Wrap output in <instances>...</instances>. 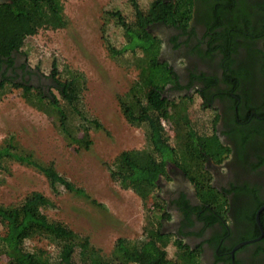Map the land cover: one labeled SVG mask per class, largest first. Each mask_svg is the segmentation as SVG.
Instances as JSON below:
<instances>
[{
    "label": "rangeland",
    "instance_id": "obj_1",
    "mask_svg": "<svg viewBox=\"0 0 264 264\" xmlns=\"http://www.w3.org/2000/svg\"><path fill=\"white\" fill-rule=\"evenodd\" d=\"M61 1L64 20L51 18L49 23L38 25L35 32L23 37L18 50L24 61L42 77L43 81L36 79L34 85L44 86L46 93L53 90L57 95L55 89L49 88L52 62L57 70L54 78L63 76L64 67L81 70L86 78L83 106L89 115L102 123V128L86 131L89 143L70 142L60 133L52 116L24 99L21 87L7 85L0 94V145L11 138L19 150L32 153L43 164L51 163L75 186L82 187L89 199L74 195L61 185L53 190L35 167L7 160L5 168L0 169V204H16L32 191L41 192L48 200L40 204L44 213L87 236L89 246L108 254L118 236L133 240L144 238V228L149 227L153 216L159 219L166 210L162 197L165 192L160 187L150 193L142 188L121 185L109 174L111 164H120L118 161L123 150L146 145L143 124L123 115L119 97L126 98L133 91L144 90L136 86V81L140 71L138 66L146 63L148 56L140 50L133 55L125 52L113 56L107 49L108 43L118 49L125 42L123 30L111 11L118 10L127 21L132 20L134 11L128 0ZM154 1L138 0L149 18L156 14ZM158 24L151 21L148 28L164 36L166 31L158 28ZM160 61L163 65L168 63L166 55ZM179 61L184 63L183 59ZM153 79L164 85L167 83L160 69L154 71ZM181 97L171 99L174 102L171 109L182 118L179 128L177 124L165 121L170 141L175 143V135L179 129L185 128L184 121H188L206 138V143L213 144L210 120L213 112L201 106L197 95L188 102L184 100V108ZM86 132L82 133L83 136ZM164 178H169L168 173ZM215 197L219 199L220 196ZM153 223H156L155 219ZM156 227L162 229L161 225ZM3 230L4 224L0 220V234ZM168 238L166 250L168 256L173 257L174 239L170 234ZM25 247L55 252L54 247L41 237L28 238ZM0 264H8L7 256L1 250Z\"/></svg>",
    "mask_w": 264,
    "mask_h": 264
},
{
    "label": "trees",
    "instance_id": "obj_2",
    "mask_svg": "<svg viewBox=\"0 0 264 264\" xmlns=\"http://www.w3.org/2000/svg\"><path fill=\"white\" fill-rule=\"evenodd\" d=\"M128 1L134 11L132 20L127 21L118 10L111 11L116 23L123 30L125 42L118 49L108 43L107 49L113 56L125 52L133 55L138 50L144 51L148 56V61L138 66L140 71L136 81V86L144 90L133 91L126 98L119 97L123 115L143 124L146 145L143 148L123 150L118 161L120 164H111L109 174L121 185H131L153 193L158 187V176L167 174V161L178 165L190 179H198L200 172H205V157L210 156L218 161L226 149L219 142L213 144L215 147L206 149L204 138L194 131L188 121H184L185 128L179 129L175 135V143H172L165 130V121L175 126L177 124L179 128L182 118L178 117L177 111L171 109L174 102L165 91L166 84L153 79V73L157 69L162 70L166 82L172 80L174 72L168 63L163 65L159 60L160 38L149 31V23L160 22L173 25L183 33L188 32L194 0H155L153 8L156 14L152 18L146 16L138 0ZM205 5L214 11L215 18L213 17L214 21L209 27L215 28V32H221L216 27L223 25L222 17L228 23L234 19L232 4L217 5L216 0H210ZM51 18L64 20L61 0H10L0 4V61L2 56L9 58L13 50L19 51L23 37L35 32L38 25L49 23ZM228 30L226 28L222 36H225L227 42H232L233 32ZM220 49L224 52L225 45L220 46ZM55 66L52 62L49 75L53 82H50L49 88L55 89L57 95L53 90L46 93L42 85L16 84L4 79L0 80V94L7 85L21 87L24 99L52 116L65 139L75 143H89L87 132L102 128V123L89 115L83 106L85 75L76 68L64 67L63 76L54 78L57 73ZM181 98V105L186 108L184 100L188 102V99L185 96ZM84 132L86 133L83 136ZM7 160L35 167L46 177L53 190L61 185L72 194L89 199V194L82 187L75 186L66 176L55 170L51 163L43 164L32 153L19 150L11 138L0 145V169L5 168ZM197 184L203 202H208L214 209L219 208V199L215 197L217 194L213 188L205 182ZM92 201L102 205L101 202ZM42 202H48L47 198L41 192L32 191L19 203L0 204V220L4 224L3 233L0 234V250L7 256L8 264H200L198 254L201 249L190 248L176 238L173 240L174 256H168L166 243L169 234L156 227L157 224L161 225L162 216L169 215L166 210L160 214L159 219L153 216L149 227L144 228V238L133 240L118 236L111 251L105 254L89 246L87 236L78 234L61 220L50 218L42 211ZM217 218L208 216L206 219L212 221ZM247 220L255 227L254 232L248 235L251 237L258 233L254 214L248 216ZM260 220L264 226L263 212ZM35 237L46 239L55 252L45 248H26L25 241ZM224 249L228 248L220 247V250Z\"/></svg>",
    "mask_w": 264,
    "mask_h": 264
},
{
    "label": "flooded vegetation",
    "instance_id": "obj_3",
    "mask_svg": "<svg viewBox=\"0 0 264 264\" xmlns=\"http://www.w3.org/2000/svg\"><path fill=\"white\" fill-rule=\"evenodd\" d=\"M208 1L194 0L186 33L160 22L157 26L166 31L165 37L148 28L160 38L159 60L166 55L174 72L165 85L169 99L192 100L197 95L201 106L213 112L216 141L211 142L226 149L218 161L205 157V172L198 179H190L167 161L169 178L160 174L156 180L165 192L169 214L160 218V224L173 239L200 248V264H264V226L261 223V231L256 224L258 233L250 237L255 227L247 220L264 205V0H216L217 5H233L234 19L228 23L222 17L223 25L216 27L221 32L209 27L214 11L205 5ZM4 2L10 0H0ZM226 28L233 32L232 42L222 36ZM10 57H1V81L28 85L43 81L19 51L13 50ZM204 143L206 149L215 147L206 138ZM203 182L220 196L219 208L203 202L197 186ZM208 216L218 218L209 221ZM221 246L228 249L220 250Z\"/></svg>",
    "mask_w": 264,
    "mask_h": 264
},
{
    "label": "water",
    "instance_id": "obj_4",
    "mask_svg": "<svg viewBox=\"0 0 264 264\" xmlns=\"http://www.w3.org/2000/svg\"><path fill=\"white\" fill-rule=\"evenodd\" d=\"M262 208H264V205L261 206L260 208H258L257 211H256V214H255V220H256L258 226L260 227L261 231H262V225H261V222H260V210H261ZM245 242H246V241H245ZM242 243H243V242H242Z\"/></svg>",
    "mask_w": 264,
    "mask_h": 264
}]
</instances>
